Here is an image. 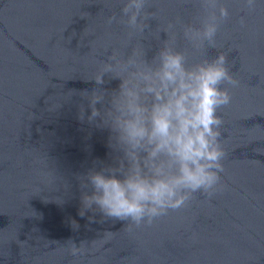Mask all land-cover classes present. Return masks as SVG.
I'll return each instance as SVG.
<instances>
[{
    "label": "water",
    "instance_id": "obj_1",
    "mask_svg": "<svg viewBox=\"0 0 264 264\" xmlns=\"http://www.w3.org/2000/svg\"><path fill=\"white\" fill-rule=\"evenodd\" d=\"M220 2L229 17L217 48L198 51L179 25L174 31L189 66L223 52L239 81L217 112L224 188L137 228L79 215L77 176L109 159L107 131L78 119L80 103L87 107L79 90L94 87L84 80L107 54L89 42L106 38L104 17L119 15L120 0H0V264H264V0L243 27L242 0ZM152 3L149 58L169 39L160 30L168 21L191 22L199 10L197 0ZM126 31L112 27L115 36ZM71 241L83 242V255L70 254Z\"/></svg>",
    "mask_w": 264,
    "mask_h": 264
},
{
    "label": "clouds",
    "instance_id": "obj_2",
    "mask_svg": "<svg viewBox=\"0 0 264 264\" xmlns=\"http://www.w3.org/2000/svg\"><path fill=\"white\" fill-rule=\"evenodd\" d=\"M120 3L119 15L104 17L106 38L89 42L92 52L99 46L107 54L103 60L94 58L98 70L84 80L94 87L79 90L87 102V107L79 105V121L107 131L109 149L107 161H96L77 176L79 215L90 212V220L99 214L139 228L188 207L197 193L210 202L223 190L220 173L225 153L217 112L230 104L229 86L236 87L239 81L226 66L225 53L189 66L185 52L175 46L174 30L179 25L193 48H217L221 22L229 17L220 0H197L199 10L191 22L179 15L168 21L160 30L169 39L151 58L143 38L150 30L149 21L158 18V9L149 11L152 0ZM258 3L242 0V27ZM116 24L127 29L124 35L112 32ZM134 37L139 39L129 52ZM112 81L118 84L105 86ZM82 244L77 247L71 241L73 257L83 255Z\"/></svg>",
    "mask_w": 264,
    "mask_h": 264
}]
</instances>
